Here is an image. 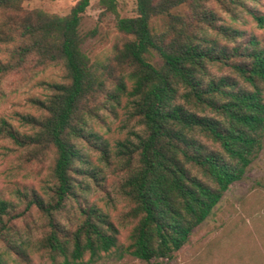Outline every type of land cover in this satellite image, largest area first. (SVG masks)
I'll list each match as a JSON object with an SVG mask.
<instances>
[{
    "label": "trees",
    "instance_id": "16d2710c",
    "mask_svg": "<svg viewBox=\"0 0 264 264\" xmlns=\"http://www.w3.org/2000/svg\"><path fill=\"white\" fill-rule=\"evenodd\" d=\"M31 1L0 0V79L48 68L61 76L40 83L35 114L17 115L22 130L0 120L3 149L46 168L38 189L0 200V264L171 259L262 149L264 41L236 24L261 28L264 0H134L135 16L116 19L120 42L106 62L83 50L94 0L65 16L23 6ZM98 1L115 11L116 0ZM117 119L124 135L111 143L100 130ZM112 172L124 204L117 224L91 199H111Z\"/></svg>",
    "mask_w": 264,
    "mask_h": 264
},
{
    "label": "rangeland",
    "instance_id": "374dc122",
    "mask_svg": "<svg viewBox=\"0 0 264 264\" xmlns=\"http://www.w3.org/2000/svg\"><path fill=\"white\" fill-rule=\"evenodd\" d=\"M76 1L34 0L25 2L23 6L29 10L65 16ZM258 10L264 16V2ZM135 14L134 0H116L114 12L107 11L98 0L91 2L81 27L82 32L88 34L83 50L91 60L106 62L112 57L114 48L120 42L116 19ZM236 26L247 35L264 41V23L259 28L252 20L245 18ZM0 57H4L3 49ZM60 76L59 69L48 68L29 74L22 71L0 79V120H7L22 130L17 115L35 114L29 100L44 98L40 83L56 82ZM122 124L119 119L107 121L100 132L113 143L123 138ZM3 147H9V144L0 140V200L12 199L15 189L24 186L38 189L40 181L45 178L46 168L25 163L17 153H8ZM115 180L112 172L105 185L110 200L100 191L91 199H96L100 206L108 204L113 221L117 224L124 204L114 198ZM27 214L34 218L37 216L33 210ZM259 222H264V137L262 149L247 168L244 178L229 186L210 216L193 230L188 242L171 259H154L146 263L128 255L118 258L117 254L111 253L93 264H264V226H258ZM129 227H120V245L127 244Z\"/></svg>",
    "mask_w": 264,
    "mask_h": 264
},
{
    "label": "crops",
    "instance_id": "0c3cea01",
    "mask_svg": "<svg viewBox=\"0 0 264 264\" xmlns=\"http://www.w3.org/2000/svg\"><path fill=\"white\" fill-rule=\"evenodd\" d=\"M257 224H258V226H264V222H259Z\"/></svg>",
    "mask_w": 264,
    "mask_h": 264
}]
</instances>
